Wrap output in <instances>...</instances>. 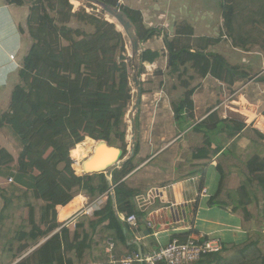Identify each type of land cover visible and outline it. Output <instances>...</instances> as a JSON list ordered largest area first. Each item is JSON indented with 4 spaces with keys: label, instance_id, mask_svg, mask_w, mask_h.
I'll return each instance as SVG.
<instances>
[{
    "label": "trees",
    "instance_id": "obj_1",
    "mask_svg": "<svg viewBox=\"0 0 264 264\" xmlns=\"http://www.w3.org/2000/svg\"><path fill=\"white\" fill-rule=\"evenodd\" d=\"M25 1L6 0L18 6L26 5ZM31 1L34 3L27 28L33 45L23 59L10 106L0 118V129L10 128L20 148L17 160L7 149H0V176L12 180L8 187L0 188L4 202L0 213V242L4 244L0 264L15 263L57 231L61 227L57 208L67 206L78 195H87L91 200L107 195L108 199L103 209L80 217L74 231L62 228L17 264H112L106 241L114 240L117 259L122 255L121 246H127L129 226L120 216L144 217L137 204L143 192L125 180L135 169L133 161L140 151L138 135L134 157L113 169L112 186L105 173L78 176L73 169L72 157L77 158L72 150L83 143L102 141L99 146L119 151L121 160L129 153L126 116L134 96L127 38L117 24L105 17L73 13L71 0ZM100 1L129 17L141 45L164 38L168 65L159 75L180 81V85L175 81L173 86L175 91L184 90L172 100L175 125L183 138L197 146L187 155L186 165L210 164L221 156L246 166L247 173L238 165H228L226 170L222 162L217 163L219 187L209 205L232 207L233 213H240L248 243L235 249L223 245L222 251L196 264H264V232L251 227L255 217L250 210L259 203L258 191L264 193V146L243 135L245 123L222 118L217 111L197 122L194 96L198 87L192 86L197 76L211 77L232 87L247 75L230 65L223 55L209 51L220 40L203 38L196 46L188 44L183 38L195 34L188 24L178 28L170 39L159 29L147 27L140 11L120 7L119 0ZM221 7L225 26L232 35L233 2L226 0ZM59 15L65 17L63 21ZM77 17L80 24L93 31L67 25ZM161 56L160 51L143 49L139 80L145 66L155 64ZM142 91L146 94L143 88ZM257 124L264 128L261 121ZM135 126L139 130L138 117ZM259 135L264 140V135ZM246 139L249 143L241 149V141ZM199 173L205 175L199 170L189 176ZM225 190L227 202L221 201ZM261 213L264 218V209ZM178 238L184 242L188 237Z\"/></svg>",
    "mask_w": 264,
    "mask_h": 264
},
{
    "label": "crops",
    "instance_id": "obj_2",
    "mask_svg": "<svg viewBox=\"0 0 264 264\" xmlns=\"http://www.w3.org/2000/svg\"><path fill=\"white\" fill-rule=\"evenodd\" d=\"M120 1L125 6L140 11L145 25L149 28L159 29L163 35L165 34L164 30L170 31L169 26L186 22L194 29L196 34L194 36L196 37L198 36L196 27L214 26L224 19L221 4L214 2L210 5V0ZM29 10L27 5L18 6L8 4L6 0H0V105H5L6 109L10 106L14 86L18 80V73L28 51L25 45V29ZM153 41L155 40L153 39L144 44L145 49H150L147 44ZM145 95H143L141 102L143 106ZM159 102H161L163 108L162 111L157 110L156 115L151 119V123H153L152 131L145 129L146 116L141 119L143 131L140 151L133 161L135 169L125 179L130 186L143 192L138 196L137 204L140 211L144 213V217L137 216V229H133L131 225L127 224L129 226L127 246H121L122 255L120 258L128 253H135L134 248L141 253H153L167 245L174 238H178V236L218 239L229 249L243 247L248 243V234L243 228L241 214L233 213L232 207L223 208L209 205L211 198L215 196L219 187L220 176L216 170V164L221 156L214 158L211 164L203 162L190 166L177 165L174 161L179 149L172 142V144H166L165 142L163 144V141L166 140L165 131H171L172 128L176 129L172 102L168 98L164 99V102L159 99ZM194 102L196 107L195 116L200 121L202 118L198 116V103L195 99ZM218 110L215 111L220 115ZM234 111L239 112L238 109ZM171 122L172 126L167 127L168 123ZM157 126L160 130L163 129V135L158 136L155 131L153 132ZM1 136L2 133L0 134V148L7 149L17 160L20 148H16L13 143L12 151L10 139L8 144L3 146ZM95 142L96 147H99V141ZM94 152H91L82 161H77L79 162L78 165L82 167V172L79 173L80 176L85 175L84 163ZM132 157L134 155L131 156L130 151V154L121 160L120 166L116 168H120ZM199 170L205 171V175L199 173L197 176H189L190 172ZM112 172L113 169L105 172L107 179L110 178L111 181ZM76 174L79 175L77 171ZM7 180L8 178L0 176V188L4 189L9 186ZM225 193L226 191L222 193L221 201H225L222 199ZM112 194L113 192H111V196ZM107 199V195L96 197L93 200L87 195H78L67 206L58 207L57 221L61 224V227L52 235L60 232L64 225L74 231L80 217L84 215L92 216L94 212L103 209ZM122 216L125 215H121L120 219ZM49 238L41 241L36 247L43 245ZM33 251L27 252L21 260Z\"/></svg>",
    "mask_w": 264,
    "mask_h": 264
},
{
    "label": "rangeland",
    "instance_id": "obj_3",
    "mask_svg": "<svg viewBox=\"0 0 264 264\" xmlns=\"http://www.w3.org/2000/svg\"><path fill=\"white\" fill-rule=\"evenodd\" d=\"M230 1L233 2L234 11H235L234 31L232 35H230L229 31H227V27L225 26L224 19H222L220 20L219 24L214 26L203 25L196 27L198 36L196 37L194 36L192 38H188V37L183 38V40L188 42V44L195 46L201 43L200 40L203 38L220 40L219 43H215L214 45H212L209 48V51L221 54L224 57H226L230 65L234 67H238L240 72L245 73L247 75V78L245 79V81L241 80L240 82L235 83L234 86L230 87L228 84L217 81L211 77L202 79L199 76H197L196 81L192 83L193 87H198V91L196 92L195 94L196 96H194V99L198 103V113H199L198 116L202 118L201 120L205 119L211 112L219 109L218 111L220 112L222 118L223 117L229 118L245 123L247 128L245 129L243 135L247 139L258 142L260 145L264 146V140L260 139L259 137L260 133L264 135V128L257 124V122L260 121L262 117H264V80H262L264 79V0H230ZM214 2L215 3L219 2L222 6V4L226 2V0H213V1L210 0L209 4L212 5ZM25 3L30 9V6H32L34 2L31 0H26ZM119 5L120 7H127L125 6V4H122L120 0H119ZM70 8L72 9L73 13L82 12L85 13L86 15L95 18L105 17L110 21L116 23L115 20H113L108 15H106V13L102 10L100 6L90 3L86 0H71ZM59 18L62 19L63 21V18L65 17L59 15ZM79 22L80 21L78 20L77 17L76 19L69 20L67 25L73 28H83L87 32L93 31L92 28L84 26ZM201 23L203 24V22ZM186 24H187L186 22H182L179 25H175V26L172 25L171 27L169 26L170 28L168 27V29L170 31L168 32L167 30L166 31L164 30V33L167 34L170 37V39H173L175 37V33L177 29L181 28V26H184ZM117 26L120 28L119 24H117ZM25 30H26L25 45L28 49L27 51L28 54L33 45V41L28 34L27 27ZM154 40L155 41L148 43L147 45L149 46L150 49L162 52V57L155 63V65H146L144 74L141 76L140 79L142 88L145 90L146 95L144 97L145 98L144 106L142 103L141 107H139L140 111H138V113L135 116V118L138 117V122L140 126V128H138L139 130L136 129L135 143L136 140L138 139L141 142V136L143 131V124L141 122V119L143 116H146L147 118V121L144 122L145 129L152 131L153 123H151V119L153 118L154 115H156L157 110L162 111L163 108L161 102H159V99L160 100L162 99L164 102V99L168 98L170 102H172L174 96L182 95V93H184V90L181 88H179L177 91L173 90L175 81L179 85H180V81H178L175 78H174L175 81L173 80L169 81L168 79H164L162 75H159L161 72L165 71L166 69L165 67L167 66V62H168V52L165 49V43L163 37ZM244 41L245 44L243 43ZM127 46H128V52H127L128 57L131 58L132 50L128 38H127ZM143 49H145V45H141V51H143ZM132 71H133L132 72V77H133L134 69H132ZM18 83H19V76L16 84ZM131 86L133 90L134 99L131 108L126 116V122L128 125V130H127L128 132L126 138L128 145L127 148L129 149L128 154H130V151L134 149L132 128H131V119H132L131 110L137 96V91L132 79H131ZM239 90L240 91L242 90V92L238 94ZM155 100H157V102H155ZM6 108L7 107L5 105L4 106L3 104L0 105V118L4 113H6L7 111ZM237 109L239 112L234 111ZM196 121L200 122L197 119ZM261 123H264L263 118L261 119ZM169 125L172 126V122L168 123L167 127H169ZM154 131L158 136L164 134L162 133L164 132L163 129L160 130L158 126L153 130V132ZM12 132L13 131H11V129L7 127L0 129V134L2 133L1 144L3 146H6V144H8L10 139L12 142L11 148L13 151V143L16 145L15 146L16 148H19V145L17 144L16 141L13 140ZM165 132H166L165 134L166 140L163 141V144L164 142L166 144L172 142L173 145L177 147V149H179L177 155L175 156L176 159L174 162H176L177 165H186L185 163H186L187 155L189 154L190 151L195 150L197 148L196 144L188 142L185 138H181L183 137L184 134L181 133V131L177 130V128L175 130L172 128L171 131L168 130ZM136 135H138V139ZM247 139L241 141L240 144L241 149H245V147L248 145L249 141ZM99 143H102V141ZM72 154L73 155L76 154L77 161L80 160L77 155V146L75 147L74 151L72 150ZM218 162H222V165L226 170L228 165L233 164L240 166V168L243 171H245V173H247L246 166L238 162L236 159H232L230 157L228 158L220 157ZM78 170L80 171L79 168ZM75 171H77V169ZM8 183H11L10 180H7V184ZM226 184L228 186L229 184L228 181L226 182ZM230 187L233 188L232 185H230ZM224 195L226 196V193ZM225 196L222 199L228 201L227 197ZM257 196L259 199V203L254 207H252V209H250L255 217L251 223L252 225L251 227L253 228V230H259V231L261 230L264 232V218L262 217V213H261L262 210L264 209V193L258 191ZM3 206H4V202L1 199L0 209H2ZM3 246L4 244L0 242V259L2 257ZM33 249L34 248H31L28 252H31V250ZM12 264H14V262Z\"/></svg>",
    "mask_w": 264,
    "mask_h": 264
},
{
    "label": "built area",
    "instance_id": "obj_4",
    "mask_svg": "<svg viewBox=\"0 0 264 264\" xmlns=\"http://www.w3.org/2000/svg\"><path fill=\"white\" fill-rule=\"evenodd\" d=\"M73 161V169H75V165L78 166L79 162L74 159ZM9 180L12 182L11 179ZM121 220L131 225L133 229L138 228V217L136 215L122 216ZM64 227L66 225L62 226V228ZM223 245L221 240L205 237H188L184 242L174 238L167 245L153 253H128L117 259L114 254L115 242L113 239H108L106 241V253L112 264H196L208 255L222 251Z\"/></svg>",
    "mask_w": 264,
    "mask_h": 264
},
{
    "label": "water",
    "instance_id": "obj_5",
    "mask_svg": "<svg viewBox=\"0 0 264 264\" xmlns=\"http://www.w3.org/2000/svg\"><path fill=\"white\" fill-rule=\"evenodd\" d=\"M86 1L100 6L102 10L105 11L106 15L115 19L121 25L122 27L121 31H123L125 36H127L131 44V50H132L131 59H132V64H133V69H134L132 81L137 91V96H136L134 105L131 110V116H132L131 128H132L133 148H134L135 147V134H136L135 116L139 111V107L141 106L142 97H143V91H142V87H141L139 76H138V72L140 69V55L142 52L140 40L137 37L136 30H135L133 23L121 9L112 7L106 3L101 2L100 0H86ZM133 155H134V149L131 150V156ZM85 158H87V156ZM121 162L122 161L120 158L119 151L111 147L103 148L99 146L98 149H96V151L94 152V154L88 160L85 161L84 172L85 174L105 173L106 171L110 169H114L120 166ZM108 180L110 182V186H112L111 179L108 178ZM111 190H113V188H111ZM112 198L115 201L114 193L112 194ZM37 248L39 247H36L35 249ZM20 260H18L14 264H17L18 262H20Z\"/></svg>",
    "mask_w": 264,
    "mask_h": 264
},
{
    "label": "bare ground",
    "instance_id": "obj_6",
    "mask_svg": "<svg viewBox=\"0 0 264 264\" xmlns=\"http://www.w3.org/2000/svg\"><path fill=\"white\" fill-rule=\"evenodd\" d=\"M105 12V11H104ZM113 19V18H112ZM113 20H115V19H113ZM115 22L117 23V24H119L116 20H115ZM119 26H120V28H121V30H122V27H121V25L119 24ZM96 142L94 141V142H89V143H83V144H80V145H78L77 146V155H78V157H79V162L80 161H82L86 156H88L91 152H93V151H96V149L98 148V147H96ZM96 148V149H95ZM77 161V160H76ZM80 169V172H82V167L81 166H75V168L76 169H78V168Z\"/></svg>",
    "mask_w": 264,
    "mask_h": 264
},
{
    "label": "flooded vegetation",
    "instance_id": "obj_7",
    "mask_svg": "<svg viewBox=\"0 0 264 264\" xmlns=\"http://www.w3.org/2000/svg\"><path fill=\"white\" fill-rule=\"evenodd\" d=\"M244 81H245V80H244ZM238 82H240V81H238ZM238 82H237V83H238ZM245 86H246V85H245ZM245 86H244V87H245ZM244 87H242V88H244ZM242 88H241V89H242ZM240 92H242V90H241V91L239 90L238 94H239Z\"/></svg>",
    "mask_w": 264,
    "mask_h": 264
}]
</instances>
